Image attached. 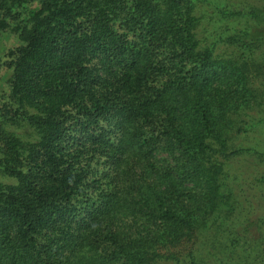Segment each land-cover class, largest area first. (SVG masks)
Wrapping results in <instances>:
<instances>
[{"label": "trees", "instance_id": "obj_1", "mask_svg": "<svg viewBox=\"0 0 264 264\" xmlns=\"http://www.w3.org/2000/svg\"><path fill=\"white\" fill-rule=\"evenodd\" d=\"M195 9L0 0L18 42L0 92V264L193 263L232 208L223 159L259 72L203 47Z\"/></svg>", "mask_w": 264, "mask_h": 264}, {"label": "rangeland", "instance_id": "obj_2", "mask_svg": "<svg viewBox=\"0 0 264 264\" xmlns=\"http://www.w3.org/2000/svg\"><path fill=\"white\" fill-rule=\"evenodd\" d=\"M195 3L202 46L217 57L259 65V72L250 81L255 102L241 116L247 131L232 133L227 144L237 153L223 159V189L231 194L232 208L215 214L208 229L198 232L193 263L178 264H264V0ZM17 45L9 30L0 34V92L5 91L10 76L3 62ZM23 131L30 132L28 128ZM11 182L0 176V183Z\"/></svg>", "mask_w": 264, "mask_h": 264}]
</instances>
